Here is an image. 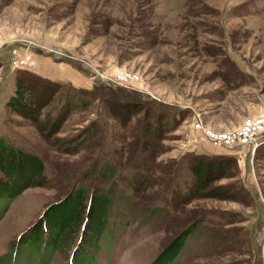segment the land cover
<instances>
[{
	"label": "rangeland",
	"instance_id": "374dc122",
	"mask_svg": "<svg viewBox=\"0 0 264 264\" xmlns=\"http://www.w3.org/2000/svg\"><path fill=\"white\" fill-rule=\"evenodd\" d=\"M25 51L36 59L29 69L52 78L59 66L66 78L56 80L89 99L56 133L76 138L77 152L7 109L24 68L13 60ZM121 69L140 80L91 77ZM162 110L177 125L146 148V122ZM263 113L264 0H0V138L41 157L46 182L1 201L0 264H151L185 229L174 264H264V158L250 143L217 146L193 126L199 115L221 130ZM199 153L227 162L200 193L222 185L230 197L191 196ZM79 190L80 207L93 193L110 198L107 229L87 245L81 223L57 249L47 234L33 242L39 224L50 234L46 208Z\"/></svg>",
	"mask_w": 264,
	"mask_h": 264
},
{
	"label": "trees",
	"instance_id": "16d2710c",
	"mask_svg": "<svg viewBox=\"0 0 264 264\" xmlns=\"http://www.w3.org/2000/svg\"><path fill=\"white\" fill-rule=\"evenodd\" d=\"M82 91L83 89L79 87L66 86L59 80L52 79L32 69L18 68L15 77V89L7 98L6 106L9 111L31 120L47 141L65 152H77L81 144L76 142V138L60 137L56 136V133L76 103H81L83 106L89 104V99L81 95ZM54 100H57V103L46 110V107L51 105ZM162 111L152 113L154 120L146 122L144 128L146 145L160 140L168 129L177 125L176 120L170 119L169 114L164 111L162 113ZM128 117H123V120L127 121ZM148 147L149 145L146 146V148ZM256 152L264 158V142L256 148ZM225 156L226 154L223 153L214 155L213 153H199L193 158L192 175L189 179L192 186L191 196L199 194L200 191L209 186L212 180L222 175L227 165ZM149 165L145 167L146 171L147 168L150 169ZM43 168L44 161L41 157L22 147L10 144L5 138H0V203L2 200L15 198L27 187L46 185ZM224 187L222 185L214 186L211 190H206L200 194L230 197L231 195L227 192H223ZM85 198L86 193L79 190L61 201L51 203L41 214L42 216L48 214L46 224L50 227V234L46 231L48 227L44 228L39 224L31 240L40 244L41 235L47 234L49 245L57 249L64 233L70 236L66 243L76 238L77 231H74V225L78 224L80 227L81 223L83 231L85 230L81 242H84L85 245L93 243L94 237L107 229L105 218L101 212L105 209V205L110 202V198L106 195L98 197L93 193L89 197L91 202L80 207ZM35 225L33 224L26 231L32 230ZM88 233L90 234L87 235ZM189 233L188 229L179 233L154 257L151 264L176 263V258L181 253Z\"/></svg>",
	"mask_w": 264,
	"mask_h": 264
},
{
	"label": "built area",
	"instance_id": "2783aa9c",
	"mask_svg": "<svg viewBox=\"0 0 264 264\" xmlns=\"http://www.w3.org/2000/svg\"><path fill=\"white\" fill-rule=\"evenodd\" d=\"M35 63L36 59L30 51L20 53L13 60L15 66L24 68H30ZM91 77L95 80L100 78L102 81H112L123 85H131L140 80L139 73L129 69H121L113 74L98 70L92 73ZM193 126L200 130L205 137L212 140L215 145L220 147L250 143L254 152L264 142V113L245 118L238 126L221 130L204 122L199 115L193 121Z\"/></svg>",
	"mask_w": 264,
	"mask_h": 264
},
{
	"label": "crops",
	"instance_id": "0c3cea01",
	"mask_svg": "<svg viewBox=\"0 0 264 264\" xmlns=\"http://www.w3.org/2000/svg\"><path fill=\"white\" fill-rule=\"evenodd\" d=\"M50 69H51V71H52L53 73L57 74V75L54 76V77L52 76V78H54V79H56V78H57V79H60V78H59L60 76H61L63 79L66 78L65 73H64L63 71H62V72L59 71V70H61L59 66H51ZM51 71H50V72H51ZM52 72H51V73H52ZM43 75H44V74H43ZM48 75L51 76L52 74H49V73H48ZM72 76H73V78L71 77V78H72L71 81H73L74 83H76V82H77V83H80V82H81V78H80V76H76V75L73 74V73H72ZM77 80L80 81V82H78Z\"/></svg>",
	"mask_w": 264,
	"mask_h": 264
},
{
	"label": "water",
	"instance_id": "95a60500",
	"mask_svg": "<svg viewBox=\"0 0 264 264\" xmlns=\"http://www.w3.org/2000/svg\"><path fill=\"white\" fill-rule=\"evenodd\" d=\"M32 225H33V224H32ZM32 225H31V226H32ZM31 226H29V227H31ZM29 227H28V228H29ZM28 228H27V229H28ZM27 229H26V230H27Z\"/></svg>",
	"mask_w": 264,
	"mask_h": 264
}]
</instances>
